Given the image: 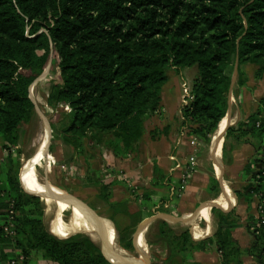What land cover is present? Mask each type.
Instances as JSON below:
<instances>
[{
    "label": "trees",
    "instance_id": "1",
    "mask_svg": "<svg viewBox=\"0 0 264 264\" xmlns=\"http://www.w3.org/2000/svg\"><path fill=\"white\" fill-rule=\"evenodd\" d=\"M235 62L237 86L247 81L245 65H254L255 78L264 80V0H0V140L5 152L0 168V250L12 242L24 258L22 264H127L110 258L96 233L98 237L84 231L66 237L49 233L43 224L47 198L43 192L28 191L14 171L18 163L13 150L35 114L30 88L47 67L54 75L46 105L60 113L58 120L49 122L50 139L70 146V160L80 162L86 151L96 148L121 157L135 153L147 123L160 113L169 71L186 68H195V76L186 89L179 124L209 144L228 108ZM248 119V130L264 131V98ZM169 128H153L150 137L166 135ZM224 130L227 135L234 128ZM52 150L49 144L39 162L49 161ZM256 161L262 165L248 172L251 182L244 191L247 198L259 195L260 212L264 163ZM158 179L156 184L162 186ZM70 184L64 182L61 188L66 192ZM113 184L94 181L88 174L82 183L97 189L114 244L134 257L142 246L139 225L153 214L144 206L150 194L140 198L131 191L129 198L114 200ZM209 188L218 191L216 178L210 179ZM212 212L217 226L206 238H195L189 227L175 230L166 221L154 222L145 234L143 264H198L189 262L190 254L212 245L220 264H243V252L232 237L239 224L234 209ZM260 215L249 224L254 241L245 251L256 264H264ZM11 220L13 236L4 231Z\"/></svg>",
    "mask_w": 264,
    "mask_h": 264
},
{
    "label": "crops",
    "instance_id": "2",
    "mask_svg": "<svg viewBox=\"0 0 264 264\" xmlns=\"http://www.w3.org/2000/svg\"><path fill=\"white\" fill-rule=\"evenodd\" d=\"M243 70L247 81L239 87L236 84L237 73L234 75L226 114L209 144H202L195 136L190 135L187 129L180 126L181 107L185 102L186 89L192 80L187 83L180 82L177 76L181 75V72H173L174 79L169 82L168 77L161 91L160 113L147 123L135 153L121 157L106 148H96L92 152L96 154V163L101 161V166H97L100 169L96 170V173H104L101 168V159L104 158L110 165L109 170L114 173V179L117 175V183L110 187L112 199H127L131 191L140 198L143 194H150L144 206L147 207V214H153L144 219L152 216L155 218L145 226L146 228L143 227V231L147 232L154 222L161 220L168 222L175 230L189 227L195 238H206L213 234L217 226V218L212 209H234L239 224L232 229V237L243 252V264H256L245 251L254 241L249 224L252 225L258 218L261 201L257 194L247 198L248 190L244 189L251 182L248 172H256L258 169L256 159L264 144V131L256 134L247 129L250 122L248 116L256 111L259 100L264 98V80L255 78L254 65H245ZM168 124L170 128L166 135L154 139L150 137L151 129H162ZM241 124L247 126L239 127ZM225 127H233L234 130L225 135ZM195 141L198 142L197 146L194 145ZM190 157L195 158L196 164L192 171L187 173L182 193H178L176 189L186 173ZM83 159L87 161L88 155ZM156 169L158 175H155ZM86 176L87 174L81 176L82 183ZM55 177L56 181H59L56 174ZM155 177H161L158 181H161L162 186L156 184ZM212 177L217 179V192L209 188ZM58 185L63 186L64 182ZM171 190H174L172 194ZM262 192L264 196V180ZM151 230L154 231V228ZM159 255L162 258L163 251H160ZM192 261L198 264H220L219 252L212 245L206 250L192 252L189 262ZM40 264L48 263L41 260Z\"/></svg>",
    "mask_w": 264,
    "mask_h": 264
},
{
    "label": "rangeland",
    "instance_id": "3",
    "mask_svg": "<svg viewBox=\"0 0 264 264\" xmlns=\"http://www.w3.org/2000/svg\"><path fill=\"white\" fill-rule=\"evenodd\" d=\"M53 75L54 74H51L48 68L47 73L44 76L39 77L34 82L31 91V96L35 103V114L31 119L29 125L22 129L21 142L13 150L15 154V160L18 163V166L17 168H14V171H17L19 173V176L21 177L23 176L24 180L26 181L24 184L27 186L28 189L27 188L26 189L28 191L35 192L34 190H37V192L35 193L38 194H41V192H43L42 188H35V187H45V186L43 184L34 183L33 181L28 180L26 177H24L25 169H23V166L29 163L33 159L34 155L36 154V149H37L36 147L41 141L40 139H42L44 136L45 137L47 136L46 124H49L51 120L55 121L60 118L59 111L48 107L45 101V97L48 94L49 81L51 80V77ZM194 76H195V68H186L181 72V75L178 74L177 79L180 82L186 81L185 83H187L190 82ZM169 78H170L169 82H171L174 79L172 71H169ZM180 90L181 93H183V88L181 86H180ZM48 144L52 145L53 147L51 153V159L47 162H42V163L39 162L38 160L37 162L34 163V165L37 170V174L40 178L42 179L45 178L49 183L60 189V191L64 194L65 203H63V208H62V219L67 224L70 223L76 224L77 222L87 217L97 215L100 218H102L104 222H106V220L104 219H106L107 212H104V204L97 197V189L95 187L83 186L80 180H83L81 176L88 174V177L94 181L96 179H99L100 181L106 183L110 181H114V183L115 182L117 183L118 180L117 175H115V179H114V173L109 170L110 165L108 164V161H106L107 159L105 160L103 156H101L103 158L101 159L103 161L101 168H103L104 173L102 174L96 173V170L98 171L100 169V167L97 166H101V161H99V163H96L97 160V158H95L96 154L92 152L95 149H92L91 152H87V151H86L87 153L85 152V155H88L87 161L83 159L84 158L83 156L80 162H72L70 160V156H71L70 146L57 141H52L51 139H49ZM4 157H5V152L0 147V168L3 167L2 164L4 162L3 161ZM55 174L58 176L59 181H56ZM63 182L71 183L70 190L68 191L66 190V193L69 196L68 199L66 197L65 190L61 188L60 185H58V184H62ZM45 201L46 204H45V214L43 216V224L45 225L49 233L58 236V234L53 232V223L57 215L56 210H57L58 201L56 200L57 202L55 204V209L53 206L49 204L50 200H48V198L45 199ZM91 227L92 228L90 229L81 228L76 231L93 233L96 237H98L96 234H98L100 237L102 236L100 230L98 229L96 230L93 225H91ZM145 231H143L142 234V245H143V241H145L146 243ZM61 237H66V236H61ZM110 240L112 243V248H116L120 250V248H118L112 241L111 236H110ZM18 255H19V251L18 249H16L15 245L12 242H5L0 250V264H10V261L15 259ZM138 255L139 253L134 257H137ZM143 261L146 262L145 260Z\"/></svg>",
    "mask_w": 264,
    "mask_h": 264
},
{
    "label": "bare ground",
    "instance_id": "4",
    "mask_svg": "<svg viewBox=\"0 0 264 264\" xmlns=\"http://www.w3.org/2000/svg\"><path fill=\"white\" fill-rule=\"evenodd\" d=\"M220 125H221V123H220ZM40 136H41V134H40ZM38 139V138H37ZM40 139V138H39ZM41 141L39 142V144H38V146L36 147L37 149H36V154L34 155V162H33V165H34V163L35 162H37L38 160H39V157L42 155V153L44 152V150L46 149V137L44 136L42 139H40ZM35 144V143H34ZM35 153V152H34ZM259 165H260V167H261V165H262V163L261 162H259L258 163ZM259 167V168H260ZM258 168V169H259ZM23 169H25L24 170V174H25V176L24 177H26L28 180H31V181H33L34 183H37V184H43L45 187H47V188H52V189H54L55 190V187L51 184V183H49L44 177V179H42V178H40L39 176H38V174H37V170H36V168H35V165L34 166H31V165H29L28 163L27 164H25L24 166H23ZM22 179L24 180V178H23V176H22ZM125 181H126V179H125ZM24 182H25V180H24ZM35 188H42V187H35ZM53 190V191H54ZM56 192H58V193H60L59 191H56ZM56 196H55V194H53V193H49V198H48V200H50V205L51 206H53L54 207V209H55V204H56V202L58 201H56ZM50 207V206H49ZM62 208H63V202H61V201H58L57 202V210H56V212H57V215H56V218H55V220H54V223H53V232L54 233H56V234H63V235H61V236H69L71 233H73V232H75L76 230H78V229H81V228H86V229H90V228H92L91 227V225L86 221V218L85 219H83V220H81V221H79V222H77L76 224L74 223H70V224H67V223H65V221L62 219ZM50 210V209H49ZM52 210V209H51ZM260 214V213H259ZM259 216V215H258ZM106 225V224H105ZM94 226V228L97 230H100V231H102V228L99 226V225H93ZM145 227V226H144ZM106 228H107V226H106ZM51 231H52V229H51ZM142 231H143V229L141 230V234H142ZM59 232H61V233H59ZM107 232H108V229H107ZM61 236H59V237H61ZM108 236H109V232H108ZM109 240H110V236H109ZM109 244L111 245V247H112V243H111V240L109 241ZM146 243H145V241H143V245H142V247H141V250L143 251H145V247H146V245H145ZM114 249V251H115V255L116 256H118V257H120V258H118L117 257V259L118 260H125V259H127L126 257H129L128 255H126L124 252H122L121 250H119V249H116V248H113ZM143 251V252H144ZM137 257H139V255L137 256ZM115 260V259H114Z\"/></svg>",
    "mask_w": 264,
    "mask_h": 264
},
{
    "label": "water",
    "instance_id": "5",
    "mask_svg": "<svg viewBox=\"0 0 264 264\" xmlns=\"http://www.w3.org/2000/svg\"><path fill=\"white\" fill-rule=\"evenodd\" d=\"M48 71V67L47 69H45L43 71V73L39 76V77H42L44 76ZM237 73V63L235 62V66H234V69H233V76H232V79H231V85H232V82H233V77L234 75ZM38 77V78H39ZM37 78V79H38ZM32 87L33 85L31 86L30 88V95H31V91H32ZM32 98V96H31ZM33 100V99H32ZM34 102V101H33ZM47 125V136H46V146L45 147H48L49 146V139H50V129H49V124H46ZM33 162H34V158L28 163L29 165L33 166ZM260 165L257 164V168H259ZM55 187V186H54ZM54 189L52 188H47V187H42V191H43V195L46 197V198H49V193H53L55 194L56 196V200L58 201H61L63 203H65V196L64 194L60 191V189H58L57 187H55V190L53 191ZM56 191H59L60 193L56 192ZM66 194V197L67 199L69 198L68 194L65 192ZM155 218V216H152L146 220H144L140 225H139V229H138V233L140 234L141 233V230L143 229L144 226H146L150 221H152L153 219ZM86 221L90 224V225H99L101 228H102V231H100L102 233V236L99 238L103 241V245H104V250L106 252V254L112 258L113 260H117L118 263H127V264H143L144 261H147L146 259V256H145V252H143L141 249L138 251L139 253V257H126L127 259L125 260H118L117 257L115 256V251L114 249L111 247V245L109 244V236H108V232H107V228H106V225H105V222L103 221L102 218H100L99 216L97 215H93V216H90V217H87L86 218ZM77 232V231H75ZM75 232L71 233V234H74ZM70 234V235H71ZM148 264V263H147Z\"/></svg>",
    "mask_w": 264,
    "mask_h": 264
},
{
    "label": "built area",
    "instance_id": "6",
    "mask_svg": "<svg viewBox=\"0 0 264 264\" xmlns=\"http://www.w3.org/2000/svg\"><path fill=\"white\" fill-rule=\"evenodd\" d=\"M258 125V124H257ZM194 145L197 146L198 145V142L195 141L194 142ZM259 159L262 160V162L264 163V144L260 150V153H259ZM196 164V160L194 157H190L189 158V166H187V170H186V173L183 174V177L181 178V181L179 182L178 186H177V189L176 191L178 193H182L183 189L185 188V181H186V176H187V173L191 172L193 167L195 166ZM14 210L12 208L9 209V215L10 216V219L13 218V215H14ZM260 217H259V222H258V225L259 226L260 224H264V210H260ZM4 231L7 235H10V236H13L15 234V231L13 230V222L12 220L7 222V224L5 225L4 227ZM24 260L23 256H18L17 258L13 259L10 261V264H22V261Z\"/></svg>",
    "mask_w": 264,
    "mask_h": 264
}]
</instances>
